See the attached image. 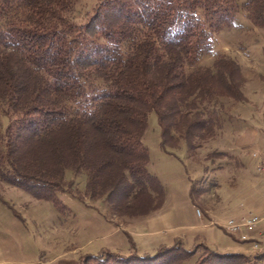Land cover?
Segmentation results:
<instances>
[{
  "label": "trees",
  "instance_id": "1",
  "mask_svg": "<svg viewBox=\"0 0 264 264\" xmlns=\"http://www.w3.org/2000/svg\"><path fill=\"white\" fill-rule=\"evenodd\" d=\"M74 2L0 0V117L9 118L3 130L0 121V180L64 213L66 171L85 172V196L104 198L119 216L148 215L165 199L142 141L148 114L165 153L179 139L191 153L212 139L223 124L214 98L246 102L244 76L228 53L197 63L241 7L264 28V0H99L83 24L71 19ZM205 190L191 180L192 203ZM130 245L128 254L104 249L76 264H184L198 248L194 264H264V253L179 240L152 253Z\"/></svg>",
  "mask_w": 264,
  "mask_h": 264
},
{
  "label": "rangeland",
  "instance_id": "2",
  "mask_svg": "<svg viewBox=\"0 0 264 264\" xmlns=\"http://www.w3.org/2000/svg\"><path fill=\"white\" fill-rule=\"evenodd\" d=\"M98 2L75 0L71 19L83 24ZM219 53L239 62L247 101L214 98L223 124L212 139L195 153L179 139L178 146L169 149L175 156L165 153L159 145L156 114H148L142 141L149 149L148 169L165 188L160 208L139 217L116 215L104 198L84 195L85 172L66 171L68 188L58 194L69 209L64 213L51 201L36 199L0 180V264H76L81 255L104 249L128 254L131 240L139 253H152L159 244L176 240L194 249L193 235L201 223L214 225L203 232L207 247L231 250L239 238L225 232L224 225L250 212L264 213V178L256 169L264 160V28L255 26L241 7L230 25L213 34L212 51L197 65L210 66ZM0 121L3 130L9 118L1 116ZM191 180L206 189L195 196L197 203L188 195ZM251 236L254 239L244 241L250 242L247 256L264 253V237ZM201 252L198 248L184 264H194Z\"/></svg>",
  "mask_w": 264,
  "mask_h": 264
},
{
  "label": "built area",
  "instance_id": "3",
  "mask_svg": "<svg viewBox=\"0 0 264 264\" xmlns=\"http://www.w3.org/2000/svg\"><path fill=\"white\" fill-rule=\"evenodd\" d=\"M253 156H256V153H253ZM256 169L264 178V160L258 162ZM224 229L228 233L237 236L242 241L254 239L251 236L254 233L264 237V213L260 215L250 212L238 219H230L224 225ZM255 246L257 247L258 244L255 243Z\"/></svg>",
  "mask_w": 264,
  "mask_h": 264
},
{
  "label": "crops",
  "instance_id": "4",
  "mask_svg": "<svg viewBox=\"0 0 264 264\" xmlns=\"http://www.w3.org/2000/svg\"><path fill=\"white\" fill-rule=\"evenodd\" d=\"M209 228H214V225H209V224H205V223H201L200 225H198V230L195 231L193 237L196 239V242H195V245H198V244H204L206 246H210L208 244V241L205 240L204 237V230H208ZM238 243L235 244V246L231 249V250H222L223 252H220V253H230V252H243L244 254L248 255L249 252H250V249H249V245H250V242H240V241H237ZM161 244H164V243H161ZM240 248H244L245 250H240Z\"/></svg>",
  "mask_w": 264,
  "mask_h": 264
}]
</instances>
